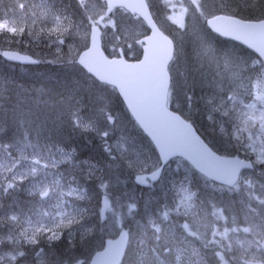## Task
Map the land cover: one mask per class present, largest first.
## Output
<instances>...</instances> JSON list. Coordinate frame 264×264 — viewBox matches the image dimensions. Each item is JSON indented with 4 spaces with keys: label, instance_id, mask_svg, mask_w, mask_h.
<instances>
[{
    "label": "rangeland",
    "instance_id": "rangeland-1",
    "mask_svg": "<svg viewBox=\"0 0 264 264\" xmlns=\"http://www.w3.org/2000/svg\"><path fill=\"white\" fill-rule=\"evenodd\" d=\"M155 1L161 25L177 41L180 58L184 60L188 54L195 57L193 72L197 76L199 74L201 82L195 85L199 94L194 100L195 105L193 103L194 115L218 135L220 146L230 150L228 154L252 159L255 170L244 173L231 189L209 183L181 161L168 164L162 179L146 193L137 192L128 180H123L118 184L125 194L123 196L130 195L129 199H134V202H138L137 195L144 197L141 214L135 213L132 202L126 205L122 199H114V204L118 205L115 209L104 183L101 185L104 196L99 209L102 219L99 234L116 235L121 228H131L134 224L136 235L139 232L147 238L152 237L153 244L147 243L144 250L146 260L152 264H207L206 255L202 252L204 249H210L212 255L215 254L218 264L217 251L223 254L227 264L264 260V70H255L257 67L248 69L253 68L257 60H235L236 55L228 50L229 47L222 48L224 55L220 57L214 53L217 44L205 31L204 22L210 11L223 6L222 3L226 4L225 0ZM73 2L76 6L72 0H0V52L4 49L26 51L42 59L43 65L48 68L62 67L58 76H68L72 84L75 79L70 69L64 66L76 64V57L86 47L93 25L98 24L102 29V38L109 52L115 53L117 47H122L129 56L137 55L140 28L133 30L134 24L130 23L133 16L125 12L107 16L102 0ZM142 32L144 34V29ZM213 56H216L217 62ZM216 65L226 75L218 72ZM214 74L218 76L213 78ZM255 77L261 79V85H252ZM86 88L98 90L94 84ZM130 123L120 121L117 127H110V131L119 128L118 134H114L119 140L121 131L126 129L129 138H125L128 143L124 141V147L128 157L132 158L128 168L136 175L147 173L157 165L149 167V160L146 159L150 158V150L138 139V129ZM77 124L82 129L97 126L89 114L77 119ZM100 127L106 131V145L108 142L112 144L108 128ZM88 142L82 148L87 154L92 151ZM114 144L118 146L119 142ZM26 145V142L22 143V147ZM26 152L10 150L0 143L1 208L4 206V195L20 182L26 184L28 194L35 193L40 200L26 214L28 224L27 227L23 225L22 237L27 240L28 236L35 234L37 237L44 232L47 236L58 234L61 238L63 233L66 240L72 242L88 231L93 232L94 226H89L93 216L90 203L80 201L94 196L69 182L72 176L68 173L74 170L70 168L72 164H67L69 155L55 149L40 151L31 148ZM84 167L87 172L88 168ZM75 184L79 185V182ZM173 203V225H165L159 230L165 233L163 236L147 233L141 219L158 231L155 223L164 218L161 209L166 207L165 204ZM140 216L141 219H138ZM49 230H52L51 233ZM4 241L10 242L9 238ZM159 248L162 258L157 254ZM19 251L25 253L24 250ZM16 252L1 251L0 264H13L7 254ZM34 257L36 259L30 261L24 255L15 264H46L41 252Z\"/></svg>",
    "mask_w": 264,
    "mask_h": 264
},
{
    "label": "trees",
    "instance_id": "trees-1",
    "mask_svg": "<svg viewBox=\"0 0 264 264\" xmlns=\"http://www.w3.org/2000/svg\"><path fill=\"white\" fill-rule=\"evenodd\" d=\"M148 2L161 26L160 15L158 8H156L157 1L148 0ZM225 2V5L222 3L223 6H219L221 8H214V10L218 13L225 12L246 20L264 19V0H225ZM72 3L74 4L73 0ZM74 5L76 6V4ZM8 7L10 9V5ZM136 22L134 19L130 22L134 24L133 30L136 27L140 28V24ZM212 39L217 44L214 51V53H217V57L224 55L222 48L229 47L228 50L236 55L235 60L241 59L245 62L257 60L251 52L238 44L218 38L216 40ZM179 54L178 51L176 62L171 67L174 79V98L171 102V107L174 111L190 120L202 137L213 146V143L221 142L218 135L207 125L202 124L199 121L200 119L194 115V100L198 98L199 94L195 85L201 82L199 74L197 76L193 72L195 57L188 54L183 60ZM216 56H213L215 62L218 60ZM131 58L135 59V57ZM256 63L252 66L253 68L248 67V69L252 70L257 67L255 70H264L260 61ZM64 67L70 69L72 78L75 79L73 84L68 76L67 78L58 76V74L62 73L60 72L62 67L59 69L48 68L43 64L37 66L13 65L4 62L0 56V143H2V146H7L10 150L21 149L25 154L31 148L40 151L55 149L58 152L67 153L69 155L67 164H72L70 168H74L71 173H68L72 176L69 182L73 186L80 187L86 194L89 193L94 196L92 199L80 201L81 203H86L87 201L90 203L93 216L89 226H94V231H88L79 239L74 238L72 242H68L63 233H61L62 237L57 239V241L50 239V236H47L48 234L44 232L36 237V244L25 240L22 237V230L23 225L27 227L28 224L26 214L33 209V206L35 208L40 200L37 194H28L26 184L20 182L13 185L9 193L4 195V206L2 208V201L0 202V252L24 250L26 257L29 260L31 259L30 261L36 259L34 254L41 252L46 264H74L80 261L86 264L91 254L98 249L107 236L104 233L99 234V227H101L99 222L102 221L99 209L100 202L104 196L101 185L104 183V185H107V196L111 198L115 209H118V205L114 204V199L117 201L122 199L126 205L128 202L134 203L135 213L140 214L142 213V208H144L142 204L144 197L137 195L138 202H134V199H129L131 198L130 195L123 196L125 194L121 191V186L118 184L123 180H128V183L132 184L139 193H146L148 189L139 188L132 183L133 170L128 168L132 158L128 157L127 150L122 149L124 141L129 138L127 137L126 129L121 131L119 140L114 135L115 133L118 134L119 128L114 129L112 132L110 131V127L111 129H113V126L117 127V123L120 121H127L133 124L116 91L93 82L76 64ZM216 70L226 75L225 72L223 73L220 70L218 65H216ZM52 74L53 77H51ZM214 75H212L213 78L218 76V74ZM180 77H182V80ZM80 84L86 87L94 84L98 90L93 88L90 90ZM210 90L211 88L208 89V91ZM87 114L97 123V126L93 129H82L77 124V119H83L87 117ZM111 119L114 121L113 124H111ZM100 125L108 128L106 130L109 131V138L113 140L111 146L106 145L104 138L106 131L101 129ZM137 135L138 139L150 150V158L146 160H149V167H153L157 164L156 152L140 131H137ZM86 141H89L88 144L92 147V151L89 154L85 153L84 149L82 150L83 145L87 144ZM24 142L27 145L22 147ZM115 142H119V145L114 146ZM126 142L128 143V141ZM213 147L217 150L224 149L218 145ZM146 152L148 153V151ZM147 153H144V155L146 156ZM76 163H81V165L77 166ZM183 164L186 163L183 162ZM84 165L88 168L87 172ZM75 181L79 182V185H76ZM165 206L161 209L164 212V218L160 222L155 223L158 231L150 227L149 222L141 219V216L138 218L141 219L140 222L147 233L163 236L165 233L159 232V230L163 229L165 225H173L172 211L175 208V204H165ZM12 216H15L16 219L12 220L10 218ZM133 226L131 228L128 227L131 232V239L123 264H152L144 256L147 243L153 244L152 237L147 238V236H143L139 232L136 235ZM49 231L51 233L52 230ZM59 232L62 231L59 230ZM9 237L12 238L10 242L4 241V239ZM96 239H98L97 243L95 242ZM202 252L204 256L206 255L207 264H218V260L214 257L215 254L212 255L210 249H204ZM157 254L162 258L160 248Z\"/></svg>",
    "mask_w": 264,
    "mask_h": 264
},
{
    "label": "water",
    "instance_id": "water-1",
    "mask_svg": "<svg viewBox=\"0 0 264 264\" xmlns=\"http://www.w3.org/2000/svg\"><path fill=\"white\" fill-rule=\"evenodd\" d=\"M107 14L114 8L124 7L131 14L139 15L150 29L141 42L143 55L140 61H127L119 50V58H108L101 45V31L91 28L89 46L83 50L77 64L99 82L117 88L121 98L142 130L155 146L161 161L158 170L139 175L135 182L147 186L146 179L157 181L164 165L175 157L184 158L204 176L232 186L243 168L250 163L239 158H226L215 154L196 132L194 127L179 114L167 107L170 76L167 71L174 47L155 23L145 0H105ZM207 25L217 34L233 39L256 53L264 60V21H245L240 18L218 15L209 18ZM4 53L25 56L18 60ZM10 62L33 64L34 59L15 51H3ZM128 232L121 231L117 239H107L102 250L92 257L90 264H121L127 244ZM256 264V263H247Z\"/></svg>",
    "mask_w": 264,
    "mask_h": 264
},
{
    "label": "snow or ice",
    "instance_id": "snow-or-ice-1",
    "mask_svg": "<svg viewBox=\"0 0 264 264\" xmlns=\"http://www.w3.org/2000/svg\"><path fill=\"white\" fill-rule=\"evenodd\" d=\"M4 55L6 56H10V58H14V59H18V60H25V59H28L27 57L25 56H20V55H14V54H9V53H4ZM105 206H107V201H105ZM12 220H15L16 217L15 216H12L10 217ZM248 229H245V231H247ZM220 235H226V233H221ZM59 235H53L50 237V239L52 240H56V239H59ZM27 241H29L30 243L32 244H36L37 243V238H36V235L33 234L32 236H28L26 237ZM9 240L11 241V237H9ZM9 259L13 262V264H15V262L20 258V257H23L25 255V253L23 251H17L15 254L13 253H8L7 254ZM216 255L217 257L219 258L220 260V264H227V261L225 260L223 254L219 251L216 252ZM2 259V258H0Z\"/></svg>",
    "mask_w": 264,
    "mask_h": 264
}]
</instances>
